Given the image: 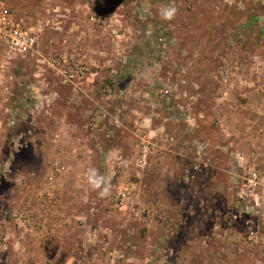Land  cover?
<instances>
[{"label":"rangeland","instance_id":"obj_1","mask_svg":"<svg viewBox=\"0 0 264 264\" xmlns=\"http://www.w3.org/2000/svg\"><path fill=\"white\" fill-rule=\"evenodd\" d=\"M13 5L38 46L0 51V264H264V0Z\"/></svg>","mask_w":264,"mask_h":264},{"label":"built area","instance_id":"obj_2","mask_svg":"<svg viewBox=\"0 0 264 264\" xmlns=\"http://www.w3.org/2000/svg\"><path fill=\"white\" fill-rule=\"evenodd\" d=\"M16 0H0V51L6 53L8 57L21 54L27 55L35 53L38 46V39L36 33L32 28H29L21 19L17 16L13 2ZM94 20V17H92ZM70 67L62 70V75L67 81L76 82L82 81L86 78V67L79 62L69 63ZM174 138L171 137V141ZM145 152V151H144ZM146 158V154L143 155ZM133 186H124L116 199L111 201V206L114 210H128L136 220L148 221L153 216L149 206L136 202V192ZM27 224L31 223V219L25 220ZM94 234V238H96ZM102 251L105 254L113 255L109 252L108 244L106 243ZM114 259L111 258V262ZM110 261V260H109ZM114 262V261H113ZM87 264V262H83Z\"/></svg>","mask_w":264,"mask_h":264},{"label":"clouds","instance_id":"obj_3","mask_svg":"<svg viewBox=\"0 0 264 264\" xmlns=\"http://www.w3.org/2000/svg\"><path fill=\"white\" fill-rule=\"evenodd\" d=\"M178 9L174 5H164L159 9L160 18L164 21H171L175 18ZM86 179L93 189L100 190L101 196H106L109 193V187L107 185L104 176L100 175L95 168H89L85 173Z\"/></svg>","mask_w":264,"mask_h":264},{"label":"crops","instance_id":"obj_4","mask_svg":"<svg viewBox=\"0 0 264 264\" xmlns=\"http://www.w3.org/2000/svg\"><path fill=\"white\" fill-rule=\"evenodd\" d=\"M87 83H83V84H80V85H76V87H75V89L77 90V92H82V95H84V96H82V97H85V96H87V87L85 86ZM82 99V98H81ZM80 101H83V100H80ZM86 102H87V100H86ZM70 104H72V103H70ZM70 104H66V106H64L63 107V111H65L66 112V109H64V108H67V112L68 111H70V109H73V108H71V106H70ZM82 108V107H81ZM84 109V108H83ZM74 110V109H73ZM85 110V109H84ZM76 111V110H75ZM77 115V114H76ZM78 116V115H77ZM60 237L61 238H59L60 240L61 239H65L66 238V235H70V232H69V228L68 229H66V230H64L62 233H60ZM63 244V243H62ZM64 249H65V251H66V248H65V245H64ZM69 253V252H68Z\"/></svg>","mask_w":264,"mask_h":264}]
</instances>
